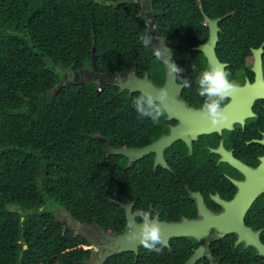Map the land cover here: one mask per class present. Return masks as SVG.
<instances>
[{
    "label": "trees",
    "instance_id": "trees-1",
    "mask_svg": "<svg viewBox=\"0 0 264 264\" xmlns=\"http://www.w3.org/2000/svg\"><path fill=\"white\" fill-rule=\"evenodd\" d=\"M198 1L152 3L156 29L168 39L181 69L178 82L187 78L192 83L184 89L185 98L197 93V76L208 67L203 53L194 51L209 38L204 14L217 19L230 11L226 0H200L203 14ZM233 18L219 24L217 52L222 61L226 27L239 28ZM146 34L148 22L137 3L0 0V264H80L90 259L88 242L64 231L53 207L81 223L96 222L105 232L121 234L128 230L125 213L110 196L130 202L133 193L136 209L145 204L141 181L131 177L143 169L125 170L126 160L107 158L93 138L100 134L116 147L141 146L144 135L160 125L134 109L133 99L141 93L130 96L108 85L98 95L93 82L58 85L62 70L92 67L95 46L101 74L136 65L140 78L148 73L163 86L165 66L154 57L153 48L142 43L140 37ZM120 188L123 191L117 193ZM179 189L175 191H185L184 185ZM181 196L182 213H195L194 204ZM263 219L264 210L257 209L247 217L256 227ZM197 245L191 238L173 239L160 253L141 247L138 260L134 253H124L105 264H185ZM211 249L221 264H262L253 249H235L226 237ZM197 264L209 262L202 259Z\"/></svg>",
    "mask_w": 264,
    "mask_h": 264
},
{
    "label": "flooded vegetation",
    "instance_id": "flooded-vegetation-1",
    "mask_svg": "<svg viewBox=\"0 0 264 264\" xmlns=\"http://www.w3.org/2000/svg\"><path fill=\"white\" fill-rule=\"evenodd\" d=\"M152 5V3L148 5L151 7V13L157 16ZM226 9L230 10L226 13V18L234 17V24H237L239 28L226 27V61L221 60L218 52L217 56L220 62L226 65V70L230 73L229 80H235L241 88L250 87L258 91H255L256 95L249 91L240 96L233 94L225 99L223 107L235 104L242 98L244 102L243 108L237 109L235 113L228 115L226 129L223 128L221 133L212 132L200 135L194 134L197 127L182 131L181 122L175 118L169 119L166 111L165 116L159 123L160 125L144 135L145 141L141 146L116 147L100 134L93 135V138L104 147L107 158L114 156L124 158L126 160L125 170H136L139 167L143 169L131 174L134 180H140L143 185L141 196L145 198L146 202L140 209L152 211L161 222H179L183 218L198 219L199 213L194 195L199 194L211 211L221 213L224 211L222 203H230L235 200L240 192H245L246 188H248L247 191H253L256 189L257 184L264 183V176L254 178L231 163V161H238L254 170L264 164V0H233L230 3L226 0ZM147 13V11L142 12L141 5V14L146 16ZM91 69L92 67L62 70V86L70 87L87 83L86 74ZM92 82L97 84V90L100 88V83H106L105 80L100 82L99 79L96 80L95 78H92V81L88 83ZM251 98H255V100L251 101ZM182 99L191 107L197 109L202 108L204 100L197 93L185 98L184 91ZM172 134L175 135V140L170 146L164 150L161 148L152 150L141 159L112 154L115 150L122 148L140 150L151 147L162 138ZM117 161L121 162L123 159ZM131 161L132 165L128 168L127 166ZM182 184L185 191H179V194L175 189L181 188ZM240 186H243L244 189L241 190ZM116 191L119 193L123 190L120 188ZM162 191H165L166 194L161 193ZM151 193H155V196ZM168 193L170 194L168 195ZM135 194L138 196L137 193ZM181 194L183 199H186L185 203L188 201L189 204H194L195 213H192L193 209L189 212L191 215L182 213V208L178 203L182 199ZM115 197L120 203H134L133 212L137 210V201L134 199L133 193H130L131 199L133 198L130 202H121L117 194L110 196L111 201ZM155 201L158 202L157 205ZM252 209L264 210V190L255 199L246 216V225L255 232H261L260 238L264 244V219L262 223L257 222V227L255 222L247 221ZM53 212L63 224L64 231L67 229L66 231L78 234L88 242L90 249H92L91 256L97 251L93 243H100L99 230L109 235H121L128 231L121 234L105 232L96 222L81 223L66 211L54 207ZM78 223H81L82 227H79ZM84 224L87 225L83 226ZM232 235L235 238L230 237ZM226 239H228V242L234 241L235 249L239 247H242L244 251L253 249L256 257H260L262 259L260 262L264 264V257L259 256L254 247H246L243 242L238 244L237 235H227ZM227 248L230 249L229 243ZM256 262H258V259H256Z\"/></svg>",
    "mask_w": 264,
    "mask_h": 264
},
{
    "label": "water",
    "instance_id": "water-1",
    "mask_svg": "<svg viewBox=\"0 0 264 264\" xmlns=\"http://www.w3.org/2000/svg\"><path fill=\"white\" fill-rule=\"evenodd\" d=\"M113 2L119 4H141L142 12H148L145 16V19L148 22V32L151 37L149 46L153 48V51L159 50L162 53L161 57L158 58L154 51V57L159 59L165 65V83L161 87L157 86L154 81L151 80L149 74L147 73L143 78H140L137 75L136 65L123 72L117 71L112 74H101L96 63L95 46L93 47L92 69L86 74L87 82L92 81V78H95L96 80L99 79L100 82L101 80L106 81L105 84L100 83V88L97 90L98 94H100V92L105 89L106 85L116 86L121 90V92L128 91L130 95L147 92L152 94L154 97L159 90L166 89L169 94V98L165 102L168 108L167 113L169 115V119H178L181 122L182 131L194 129L197 127L198 130L196 128V132L194 134L200 135L209 134L212 132L221 133L223 128L226 129V124L222 127L214 129L209 126L207 121L202 120L200 118L201 108L197 109L191 107L187 102H185L182 99V94L185 88H177V85L179 84L177 82V78L175 79L173 76L168 75L167 67L164 61L168 60L169 62L175 64L176 61L174 60L173 51L168 45V39L166 37H161L159 31L156 29L157 16L151 13V7L148 6L153 3V0H113ZM198 5L201 12L204 14L203 5L200 0L198 1ZM225 19L226 16L217 19H211L204 14L205 25L209 29V39L204 44L194 48V50L203 53L209 65L221 63L217 56V46L220 40L219 34L221 32L219 24ZM27 40L30 41L31 38L27 37ZM50 64H52V62H50ZM62 84L63 81L59 83L58 88H61ZM249 91L253 92V95L257 94H255V91H257V89H253L250 87H240L234 94L240 96ZM250 100L254 101L255 98H251ZM243 104L244 102L242 98L239 99L235 104L224 106V109L227 115H230L235 113L237 109L243 108ZM174 140L175 135L172 134L171 136L162 138L159 142L151 147L143 148L140 150L122 148L115 150L112 154L122 155L127 158L141 159L152 150H156L157 148H161L164 150L166 147L170 146L174 142ZM231 163L239 170L252 175V177L254 178L264 176V164L260 168L254 170L238 161H231ZM131 165L132 161L128 164L127 167L129 168ZM42 180L44 181L45 178H42ZM240 189L243 190V186H240ZM247 190L248 188L245 189V192H240L234 201L227 204L226 202L222 203L224 211L221 213H215L211 211L206 206L203 198L199 194L194 195L198 207V219L183 218L179 222L171 223L159 221L161 224L162 235L168 241V243L163 248L169 247L170 241L173 239L191 238L194 239L198 245L193 255L185 264H197L202 259H207L209 264H221L220 260H218L213 255L211 249L212 244L224 239L227 235L235 234L238 236V244L243 242L246 247H254L258 252V255L264 257V244L262 243L260 238L261 232H255L252 228L246 225V216L255 199L260 195L262 190H264V183L257 184L256 189H254L253 191L251 190L252 192ZM112 202L120 205L122 209H124L128 222L135 204L120 203L116 197L112 199ZM128 205H131V207H129ZM86 225L87 224H84L83 226ZM78 226L82 227L81 223H78ZM66 230L67 229H65V231ZM136 231H138L137 225H133L132 227H129L128 225V231L121 235H109L99 230L98 232L100 235V243H93V246L97 248L96 253H94L89 260L83 261L80 264H105L113 256L124 253H134L136 255V260H138V256L142 246H139L138 243H135L128 239V236L131 235L132 232Z\"/></svg>",
    "mask_w": 264,
    "mask_h": 264
},
{
    "label": "clouds",
    "instance_id": "clouds-1",
    "mask_svg": "<svg viewBox=\"0 0 264 264\" xmlns=\"http://www.w3.org/2000/svg\"><path fill=\"white\" fill-rule=\"evenodd\" d=\"M140 39L144 46H149L150 35H141ZM154 51L156 56L160 58L161 51ZM164 63L168 75L173 76L175 79L179 77L181 69L175 63L168 60H165ZM229 75L226 65L216 63L202 70L196 79L197 94L204 98L200 118L207 121L209 126L214 129L222 127L228 122L229 117L223 107V102L240 87L235 80H229ZM181 87L191 88L192 83L187 78H179L177 88ZM168 98L169 94L166 89L159 90L155 97L150 93L142 92L133 99L132 105L139 116L150 118L154 124H158L168 110L165 103ZM128 206L131 207V205ZM128 225L129 227L138 226V231L132 232L128 239L138 243L139 246L149 252L160 253L168 243L162 235L161 224L157 216L150 210L137 209L131 212Z\"/></svg>",
    "mask_w": 264,
    "mask_h": 264
}]
</instances>
